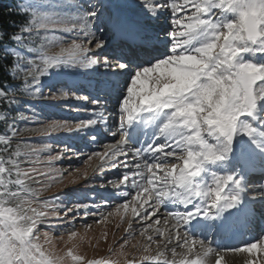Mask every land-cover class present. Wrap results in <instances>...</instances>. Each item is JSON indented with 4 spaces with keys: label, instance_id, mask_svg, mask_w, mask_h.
Returning <instances> with one entry per match:
<instances>
[{
    "label": "snow or ice",
    "instance_id": "6c2138e0",
    "mask_svg": "<svg viewBox=\"0 0 264 264\" xmlns=\"http://www.w3.org/2000/svg\"><path fill=\"white\" fill-rule=\"evenodd\" d=\"M7 13L23 19L19 26L13 22L16 32L0 31V62H5L0 67L18 82L0 83V103L9 108L23 103V109L0 115V121L8 120L10 132L0 134V264H67L65 257L38 242V225L66 227L72 224L69 215L83 213L87 218L131 191L137 200L144 197L143 204L153 201L145 216L155 215L161 206H177L165 216V229L156 228V233L167 231V243L174 240L187 253L200 249L195 259L181 254L177 261L173 247L172 260L160 259L163 253H158L144 257L149 264H208L213 254L215 264H224L227 252L264 251V235L241 246L224 243L255 220H264V182L249 183L251 176L264 177V0H14ZM5 37L14 46H3ZM33 37L36 47H20ZM57 46L59 51H50ZM9 58L11 64L6 63ZM79 69L95 75L87 83L60 79ZM85 90L87 95L78 94ZM69 97L88 106L83 109L88 119L74 124L33 120L39 114L32 101ZM110 105L116 112V131L106 127ZM21 121L40 126L21 129ZM21 132L75 134L86 144L119 134L116 144L87 159L98 157L101 172L107 164L122 168V179L94 185L99 191L90 193V202H78L75 192L57 195L46 206L62 223L46 224L47 213L31 207L40 189L28 186L46 174L21 164L52 148L27 143ZM15 137L22 142L10 151ZM126 148L141 163L117 161L118 156L127 158ZM3 153H9L7 158ZM65 154L68 159L83 155L66 144L48 161ZM133 212L140 215L135 208ZM152 227L147 224V229ZM147 239L151 242L153 236ZM67 257L76 264L84 259L72 249ZM246 264L257 261L248 259Z\"/></svg>",
    "mask_w": 264,
    "mask_h": 264
},
{
    "label": "rangeland",
    "instance_id": "374dc122",
    "mask_svg": "<svg viewBox=\"0 0 264 264\" xmlns=\"http://www.w3.org/2000/svg\"><path fill=\"white\" fill-rule=\"evenodd\" d=\"M38 2H44V0H38ZM177 3H182V0H176ZM38 41L35 38H31V42H26L22 44L21 48H32L36 47ZM14 45H9V47ZM50 51H59V46L50 49ZM23 65H21L22 71ZM77 74L71 76H63L60 79L68 81H81L90 79L94 73L85 69L74 70ZM102 71V70H101ZM86 80V81H88ZM48 80L45 78L43 83L48 84ZM81 95H87L86 92L78 93ZM27 102V98L25 99ZM2 103H0L1 105ZM33 107L36 108L38 112V117H33V120L39 119L43 123L50 122L53 119L66 120L70 123H77L79 120L88 119L89 115L83 109L88 106L82 101H76L69 97L68 99H62L59 101H53L51 99L47 100H37L32 101ZM23 109V103L19 108L13 107V110L17 113ZM25 115H31V113H24ZM113 115H116L114 112ZM0 123H2L0 121ZM18 128H36L39 124L18 122ZM21 137L27 143L33 146L39 147L44 144L51 145L52 151L40 152L38 156H33L30 158V162L21 160L24 162L21 167L25 170L36 169L39 173H45L46 175L38 177L39 183L34 181H28V186L32 189H40L38 197L32 201L31 207L36 208L37 212L47 213L49 219L45 221L46 224H60L59 220H56L55 213H52L50 207L46 205H51L54 201L53 198L61 193H72L75 192L79 197L78 202H90L88 201V196L92 191H99V189H94V185H100L106 183V181L114 179L119 181L122 179L121 173L119 171L117 175L112 172L118 171L117 169H112L110 164L104 166L103 172L100 171L99 165L101 161L98 157L93 156L91 160L87 159V156L92 152H103L105 150V145L116 144L120 139V136L113 140H106L102 142L99 147H95L91 150H86L83 144H78L76 139L78 136L75 134L69 136L63 132L54 133L49 136H44L41 133L36 132H21ZM21 137H15L12 139V148L10 151H15V146L17 143H21ZM81 139V137H78ZM85 142L84 140H82ZM78 145L75 147L76 151L82 152L83 155L79 159L73 157L68 159V154H65L63 158L55 160L53 162L48 161L49 155H57L59 149H62L66 144L71 146V144ZM95 145V144H87ZM0 143V147H2ZM80 147V148H79ZM23 151V149H22ZM131 151V150H130ZM7 158L9 153H3ZM124 158L117 157V161L123 162ZM176 163H182V161H171ZM169 165V164H168ZM167 166V164L165 165ZM119 168V164H118ZM79 169V171H76ZM120 169V168H119ZM167 169V168H165ZM115 170V171H114ZM87 172V176L84 173ZM111 175V178L107 180V177ZM157 176H163L164 172H157ZM103 176V179H101ZM73 181H75L73 183ZM87 185V187H84ZM126 189L122 188L120 191ZM136 193L134 191L130 192L129 197L121 198L120 200H113L110 206H102L98 213L90 214L87 218H84L83 213L78 216L73 217L69 215L68 220L72 221V224L66 227H61L59 229H53L45 227L44 224L38 225L39 231L37 236L39 238L38 242L44 246L45 250H51L57 255L65 257L67 264H76L70 257H67V252L69 249L73 250L74 255L83 256L84 259L79 262V264H89V261H98L100 264H126L127 260H135L137 264H147L148 261L144 260L145 256L152 257L156 256L158 253H163L160 259L165 256L172 260L173 254L171 252L172 247L164 248L165 245L159 243L161 236L153 237V241H148L147 232L151 229H147V224L151 223L153 227L157 225L156 222L151 220L148 222L146 219H150L153 215L143 214L145 222L140 227L136 219V213L133 212V208L137 209L138 206L133 207L132 204L136 202ZM140 199H144L142 196ZM135 200V201H134ZM56 203H59L58 201ZM96 204H103V201L97 200ZM127 203L128 207L124 208L121 205ZM143 204V202H142ZM145 213V211H144ZM33 215L32 213H28ZM60 216H64L63 211H59ZM102 214L103 218L97 219L98 216ZM135 214V215H134ZM165 217V214H164ZM35 219V216H33ZM146 223V224H145ZM159 225V224H158ZM140 227V228H139ZM142 228V229H141ZM75 232L76 236H72ZM143 233V235L141 234ZM139 237V239H138ZM48 241L47 243L45 241ZM176 248V253L180 250L179 247ZM147 249V250H145ZM167 251H166V250ZM172 257V258H171ZM261 257L264 254L257 253V264H264L261 261Z\"/></svg>",
    "mask_w": 264,
    "mask_h": 264
},
{
    "label": "bare ground",
    "instance_id": "6f19581e",
    "mask_svg": "<svg viewBox=\"0 0 264 264\" xmlns=\"http://www.w3.org/2000/svg\"><path fill=\"white\" fill-rule=\"evenodd\" d=\"M125 151H128L129 152V155L127 156V158H125L123 156H119V158H121V159L124 158L123 162L125 161V159H127L129 161H133L134 163H139L137 161H140V160H137L136 161V158H133L132 157L130 150H128L126 148ZM131 166L132 165L130 164L129 167H131ZM122 170H123L122 168L119 169V171H122ZM119 171L112 172V173L113 174L115 173L117 175V173H119ZM110 178H111V175L107 177V180L110 179ZM142 202H143V200L142 199H139V200H136V202L132 204L133 207H136V206L139 205L138 206L139 208H137L136 211L139 212L140 215H136V219H137V222L136 223L140 224L139 226L141 227L143 225V222H145L146 220H148V222H150L151 220H153L154 222H156V220L158 219L160 221L158 223L159 225L158 224L157 225H154L155 227H152L151 231L150 232H147V234H146L147 236L146 237H148L149 235H151L153 237L158 236L159 234L156 233L155 229L156 228H160L161 230H164L165 229V224H164L165 217H164V214H165V216L167 215L168 208H165V207L161 206L159 212H157L155 215H153L152 217H150V219L144 220V218H143V214H145L144 211L145 210H148V212L151 213L152 209L149 208V204H152L153 201H149V204H142ZM172 223H173V221L170 220L168 227H171V224ZM159 236H161V235H159ZM168 236H169V233L167 231H164V235L161 236V240H159V243L161 242L162 245H167L164 248H168V247H170V248L172 247L173 248V247H176V242L174 240H173V242L171 244H168L167 243ZM138 239H139V237H138ZM210 246L211 247H215V244L210 245ZM179 248H180V250L177 252V254L175 256V259L177 261H179L182 258L181 254H187L188 259H195L196 258L195 252L200 251L199 246H197L196 249H194L193 253H187V247H184V248L179 247ZM257 253H261V255H262V254H264V251H258V252H254L252 254L227 252V253H225V261H224V264H246V261L248 259H253L254 257H256ZM254 259H257V258H254ZM147 264H149V261L147 262ZM208 264H215V254H213L212 256H210L208 258Z\"/></svg>",
    "mask_w": 264,
    "mask_h": 264
},
{
    "label": "trees",
    "instance_id": "16d2710c",
    "mask_svg": "<svg viewBox=\"0 0 264 264\" xmlns=\"http://www.w3.org/2000/svg\"><path fill=\"white\" fill-rule=\"evenodd\" d=\"M14 3V0H0V31L6 30L9 33H14L17 31L16 27H13V22L17 26H19L21 20L23 19L20 15H8L7 9L10 5ZM12 42L7 39V37L4 38L3 46L9 47ZM13 45V44H12ZM5 63V62H0ZM8 64L12 63V59L9 58V60L6 62ZM8 80L10 85H15L18 82L14 80L9 79V74L4 70L3 67H0V83L3 81ZM5 113H8L9 115L15 114L16 112L13 110V107L9 108L6 104L0 105V115H3ZM0 123V133L4 135H9V129H8V120L5 119L4 121H1Z\"/></svg>",
    "mask_w": 264,
    "mask_h": 264
}]
</instances>
